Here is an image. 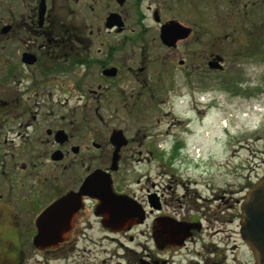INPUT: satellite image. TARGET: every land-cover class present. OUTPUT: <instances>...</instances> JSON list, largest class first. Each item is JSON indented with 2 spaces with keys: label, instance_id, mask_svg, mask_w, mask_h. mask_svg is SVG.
Wrapping results in <instances>:
<instances>
[{
  "label": "flooded vegetation",
  "instance_id": "af4514ba",
  "mask_svg": "<svg viewBox=\"0 0 264 264\" xmlns=\"http://www.w3.org/2000/svg\"><path fill=\"white\" fill-rule=\"evenodd\" d=\"M238 59L264 63V0H0V264H254L240 208L264 159L239 138L221 171L204 137L234 145L240 97L264 129V72H227ZM94 173L119 223L83 194L56 234L41 215Z\"/></svg>",
  "mask_w": 264,
  "mask_h": 264
},
{
  "label": "water",
  "instance_id": "95a60500",
  "mask_svg": "<svg viewBox=\"0 0 264 264\" xmlns=\"http://www.w3.org/2000/svg\"><path fill=\"white\" fill-rule=\"evenodd\" d=\"M213 65L215 66L214 63H210L209 67L212 68ZM96 176V173L89 176L77 193L70 192L58 199L43 212L41 221L51 226L56 225V234L64 232L80 206V196L89 194L98 199L97 209L102 212L105 222L119 223L121 218L119 199L110 194V182L107 183V187L101 182H96ZM240 211L241 238L252 253L254 264H264V175L249 188Z\"/></svg>",
  "mask_w": 264,
  "mask_h": 264
},
{
  "label": "rangeland",
  "instance_id": "374dc122",
  "mask_svg": "<svg viewBox=\"0 0 264 264\" xmlns=\"http://www.w3.org/2000/svg\"><path fill=\"white\" fill-rule=\"evenodd\" d=\"M214 16L215 15H214V11H213L212 7L207 8L206 9V17H205L206 21H205V37H204L205 44H206V46H205L206 54H207V52H209L212 49V44L214 43V39L220 33L219 28H216ZM241 61H243V60L238 59L237 62L233 64L232 70L230 68H227V72L234 71L235 68H236L235 71H237V73H240V74H243L245 72H249V73L264 72V63L258 64L257 62H255L253 60L250 62L251 63L250 65H242ZM204 71H205V73L211 72L209 69H207V67H205ZM181 80L182 79H180V77H176L177 83L181 84L182 83ZM209 88L211 90L212 86H210ZM180 92H181V90L177 91L176 94H179ZM164 99H165V97H164ZM172 99L176 100V97L173 94H172ZM247 101L248 100L244 97L236 98L235 101L231 100L232 105L230 106L229 109H227L228 112L232 110L231 113L235 117L234 120L236 122V126L237 127L240 125L244 126L241 128L238 127V128H231L230 129V131L232 133L230 135V137L232 138L231 141H234V145L227 143L228 139L224 135L222 128L213 127L212 125H210V126L206 125L204 127L205 144L207 145L208 143H210V147L212 148V150L214 152H216L218 154V156H220L219 163H220L221 171L228 170L229 168H232V164L239 162V159L242 158V157H240V158H236V159H232V158L229 159V157L231 156V150L233 149V147L238 148L237 139H239V138L249 137L250 139L246 143L247 150H249V151L253 150V151L257 152V155H256L257 159L260 157H262L264 159V153L258 152L259 149L264 148V129L256 130L259 128L258 126H261L259 124V122L263 119V113L257 112V111H249L248 109L246 110V107H247L246 105L248 104ZM173 104H174L173 112L175 114L174 120L177 119L176 117H178L180 120H184V116L187 115L188 113L186 112V109L183 106V103H175L174 102ZM158 114L159 113H156V115L159 117ZM171 114H172L171 117L174 116L173 113H171ZM215 114H216L215 109L206 113V117H205L206 124L209 121H217V117ZM261 114H262V116H261ZM171 117L170 116L162 117L161 121L168 122ZM154 118L155 117H153L152 119H154ZM164 125L165 124H161V127L156 128V130H159V129L162 130V128H164ZM172 130H175V129H172ZM249 131H252V134L251 133L248 134ZM213 137L219 138L221 141H219L217 144H213V141H212ZM258 137H261V138H258ZM240 154H241V156H244V151H241ZM246 154H249V152H246ZM255 172H257L259 174L260 170L257 169ZM222 177L229 179V177H227V176H222ZM255 177L256 176L253 175V178H255ZM232 180L233 179H230V181H232ZM240 180H238V181H240ZM238 181H237V183H238ZM37 259L39 260L38 264H46V258L37 257ZM48 264H55V263L53 261H50Z\"/></svg>",
  "mask_w": 264,
  "mask_h": 264
}]
</instances>
